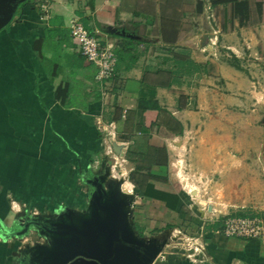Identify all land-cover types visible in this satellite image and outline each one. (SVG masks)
I'll return each instance as SVG.
<instances>
[{
    "label": "crops",
    "instance_id": "obj_1",
    "mask_svg": "<svg viewBox=\"0 0 264 264\" xmlns=\"http://www.w3.org/2000/svg\"><path fill=\"white\" fill-rule=\"evenodd\" d=\"M26 1L0 30V264H25L38 243L33 230L6 232L17 218L83 210L108 167L131 184L138 235L168 237L160 264H264V236L222 233L226 216L264 214V80L249 76L264 68V0H251L245 26L232 0ZM73 21L114 46L108 98L71 39ZM110 123L114 155L99 129ZM199 177L214 181L213 196L190 187ZM178 232L201 237L195 260L174 247Z\"/></svg>",
    "mask_w": 264,
    "mask_h": 264
},
{
    "label": "water",
    "instance_id": "obj_2",
    "mask_svg": "<svg viewBox=\"0 0 264 264\" xmlns=\"http://www.w3.org/2000/svg\"><path fill=\"white\" fill-rule=\"evenodd\" d=\"M19 4H10L4 15L0 12V30L11 22ZM207 39L205 35L206 43ZM113 143L120 153V145ZM106 174L108 180L92 194L94 199L88 211L69 209L76 217L74 228L60 234L53 246H47L45 264H73L78 259L94 264L161 263L160 255L167 251L168 237L138 235L131 223L135 196L125 188V179L112 176L111 167Z\"/></svg>",
    "mask_w": 264,
    "mask_h": 264
},
{
    "label": "built area",
    "instance_id": "obj_3",
    "mask_svg": "<svg viewBox=\"0 0 264 264\" xmlns=\"http://www.w3.org/2000/svg\"><path fill=\"white\" fill-rule=\"evenodd\" d=\"M70 36L75 45L79 48L81 54L90 62L98 67L97 80L103 86V97L110 96V88L108 85L116 76L117 70V55L114 46L106 42L99 30L88 29L81 21H73L70 24ZM218 32L214 31V38H211V43L216 45L218 41ZM114 125L100 124L99 129L109 138L106 152L109 155H114L115 151L110 140H114L116 134ZM117 162V158H115ZM116 169V165H113ZM222 233L226 236H240L246 238H259L264 236V214L255 216H226L223 221ZM177 243L174 242V247H184L188 251L190 258L196 259V255L203 252L205 247L201 243L200 236L187 237L178 232L174 235ZM161 258L164 254L161 253Z\"/></svg>",
    "mask_w": 264,
    "mask_h": 264
},
{
    "label": "flooded vegetation",
    "instance_id": "obj_4",
    "mask_svg": "<svg viewBox=\"0 0 264 264\" xmlns=\"http://www.w3.org/2000/svg\"><path fill=\"white\" fill-rule=\"evenodd\" d=\"M15 3L20 4L11 22L16 20L19 14L22 12V9L25 6V0H0V12L2 15H4L8 11L10 4ZM106 172L107 169H103L99 177L93 181V193L98 189H95V187H99L101 181H104L106 179ZM93 193H91V196ZM91 196L89 197L87 205L83 209L84 212L89 210L90 203L94 199ZM34 216L35 215H22L21 217L16 219L12 230L6 229V232L15 234L17 236L20 234H25V236H27L33 230L41 238H45V242L36 241L38 243H36L34 245L35 247L33 248H31L30 246H26L24 253H22L23 258H25V264H45V261H47V246H53L59 238L60 234L64 232L66 233L67 230L73 229V223L76 217L69 209L62 210L56 214H51L49 216ZM24 230L25 233H23ZM81 260L84 259H78V261Z\"/></svg>",
    "mask_w": 264,
    "mask_h": 264
},
{
    "label": "rangeland",
    "instance_id": "obj_5",
    "mask_svg": "<svg viewBox=\"0 0 264 264\" xmlns=\"http://www.w3.org/2000/svg\"><path fill=\"white\" fill-rule=\"evenodd\" d=\"M228 57H229V59H230V61L232 63L240 64V62L238 61L237 58H235V55L233 53L230 54V56H228ZM250 59H251V57H250ZM246 67L247 68L246 69L244 68V69L247 70V72L249 73L250 72L249 68H252V66H249L248 63H246ZM257 68H259V66H257ZM249 74H250L249 75L250 77L251 76L254 77V78L251 77L254 80H262V79L264 80V68L263 69H261V67H260V69L252 68V73H249ZM258 88L261 89V88H264V87H258ZM256 107H257V109H256L257 112L256 113L260 117V119L258 120L259 121L258 124H262L264 126V100H262L261 102L257 103ZM177 170H179L178 167H177ZM187 171L189 172V169H187ZM113 174L115 175L116 173H113ZM198 176H200V174ZM199 178H201V179H199V182L197 180H191L190 181L191 182V186L190 187H195V189H197V191L201 192V197L200 198L202 200H204L205 198L207 199L210 196H213L210 193V191L213 188L214 181L213 180H209V178H203V177H199ZM182 181H183V183L185 185H188V183H189L186 180V177L183 176V175H182ZM56 213H58V212H54L53 214H56ZM29 236H30V240L29 241H34V242H36V241L45 242L46 241L45 238H41L35 231L31 232V235H29ZM182 247L184 248L186 246H182Z\"/></svg>",
    "mask_w": 264,
    "mask_h": 264
},
{
    "label": "trees",
    "instance_id": "obj_6",
    "mask_svg": "<svg viewBox=\"0 0 264 264\" xmlns=\"http://www.w3.org/2000/svg\"><path fill=\"white\" fill-rule=\"evenodd\" d=\"M232 2H233V14H234V16L239 18L241 26L247 25V23L251 17V0H232ZM26 3H27V1H25V4ZM256 6L258 9L259 15H261L262 10H263V3L257 2ZM231 64L233 66L237 67L238 69H242L240 64L232 63V62H231ZM23 233H25V230L23 231ZM21 235H24V234H20V236Z\"/></svg>",
    "mask_w": 264,
    "mask_h": 264
},
{
    "label": "bare ground",
    "instance_id": "obj_7",
    "mask_svg": "<svg viewBox=\"0 0 264 264\" xmlns=\"http://www.w3.org/2000/svg\"><path fill=\"white\" fill-rule=\"evenodd\" d=\"M127 183L126 184H124L125 185V188L128 190V189H130L131 188V184L130 183H128V181H126Z\"/></svg>",
    "mask_w": 264,
    "mask_h": 264
}]
</instances>
